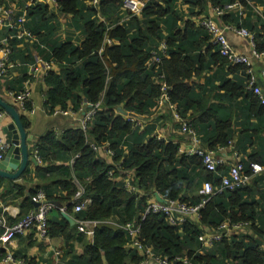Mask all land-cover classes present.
Segmentation results:
<instances>
[{
    "label": "trees",
    "instance_id": "1",
    "mask_svg": "<svg viewBox=\"0 0 264 264\" xmlns=\"http://www.w3.org/2000/svg\"><path fill=\"white\" fill-rule=\"evenodd\" d=\"M91 1L55 0L52 7L40 0H0V6L11 11L15 25L4 28L12 36L11 62L19 61L22 67L32 62V56L20 57L17 47L22 42L17 36L18 17L26 13L25 27L36 38L30 44L59 69L38 75L46 86L48 112L85 108L88 113L90 104L100 102L91 119L85 116V129L49 131L38 140L34 148L47 164L29 179L27 174V180L40 178L43 184L29 189L27 183L7 191L14 192L12 199L23 201L20 214L7 217L9 223L35 211L33 197L42 192L55 205L49 213L55 216L46 222L50 238L61 237L70 248L74 238L84 241L85 234L62 216L61 207L77 220L100 223L92 243L84 246V255L67 264L141 263L144 257L131 247L130 233L104 224L108 220L139 225L142 244L170 264H184L185 259L192 264H264V170L248 185L212 197L197 219L173 226L162 213L150 212L143 218L156 192L165 200L199 205L202 196L197 189L202 183L218 184L230 170L221 166L215 173L208 172L203 158L181 153L180 143L172 138H159L160 126L165 128L160 120L173 119L171 104L206 150L218 152L234 145L230 152L241 154L245 173L252 163L264 167L262 99L247 89L246 68L228 62L210 34L191 20L208 8L221 9L239 1L246 11L240 16L227 11L222 21L248 29L256 49L264 53V18L255 13L257 6L264 9V0H141V14L122 23V0L89 5ZM179 3L188 5V14ZM59 15L70 17L65 26L73 29L64 36L59 35ZM161 45L166 47L164 52ZM25 69L22 77H7V92L19 95L27 82L30 85L36 79ZM32 107V100L25 105L28 110ZM0 112H4L1 107ZM21 120L27 129L26 116ZM174 126L181 129L180 122ZM106 148L114 152L113 163L99 158L98 150ZM129 173L135 191L124 181ZM80 187L84 193L79 201L91 202L74 212L73 199ZM227 221L242 223L252 233L234 234L209 250L198 251L205 228L216 231ZM31 231L30 236L38 235L36 228ZM5 256L6 251L0 250V260ZM25 257L21 258L26 264H39Z\"/></svg>",
    "mask_w": 264,
    "mask_h": 264
},
{
    "label": "built area",
    "instance_id": "2",
    "mask_svg": "<svg viewBox=\"0 0 264 264\" xmlns=\"http://www.w3.org/2000/svg\"><path fill=\"white\" fill-rule=\"evenodd\" d=\"M52 1L56 3L55 0ZM101 1L102 0H92L90 5H99ZM41 2L44 1L41 0ZM28 5H30V3ZM142 9L143 4L141 3V0H122L120 10L121 13L125 15H123L121 23L130 19V17L139 16L142 12ZM255 9L257 10V8ZM213 11L214 15L203 14L201 16L195 17L194 23L210 34L212 43L219 48L221 55L224 56L228 62H230L232 65H241L246 68L247 89L259 96L262 99V103L264 104V89L259 84V77L254 70V65L257 60H261L264 63V53H260L256 49L254 35L248 29L244 27H237L232 24L221 25L218 21V18H221L225 13H227V11H234L240 16L246 10L243 8V5L237 1L232 4H228L221 9L215 7ZM261 11L262 9L260 8L259 13H262ZM10 12L11 11L6 9L4 6H0V27L12 29L15 26L11 21ZM26 20V13L18 17V26L16 27L18 33L17 36L20 39L25 37L36 40L32 33L25 27ZM228 31H234L238 36L245 39L250 46V53L241 52L236 47H234L229 41L227 35ZM11 39L12 36L10 35L0 42V52L3 54L0 59V79L5 83L7 81V77L10 75L11 70L15 67V63L11 62L9 58L11 53V48L9 46ZM160 49L164 52L166 49L165 45H161ZM18 65H20V63H18ZM53 67V63H48L40 58L31 64V66H29L28 75L34 76V78H41L38 75L47 70H52ZM262 79L264 81V69L262 73ZM8 94H10V96L14 99L15 104L22 105L23 107H25V105L32 100V89L28 82L26 83L24 91L19 93V95L13 94L12 92H8ZM89 106L92 109L86 113L87 120L91 119L96 114L97 109L100 108V102L96 105L90 104ZM171 106L174 109L175 117L181 123L182 133L188 135L193 143V146L185 151L180 149L181 153H186L190 156L197 154L203 158V164L208 172H214L219 167L230 164V170L226 175H223L220 178L218 184H215L213 181H204L202 183V185L199 187L200 191L198 192V194L202 196V201L199 205H192L191 203L184 202L182 200H165V202H160L155 198L153 201H150L145 213L143 214V218L147 213L150 212L162 213L166 216L169 224L173 226H179L191 219H197L199 217L200 208L204 206L212 197L224 194L229 191H234L248 185L253 178L262 173L264 167L258 163H252L250 172L245 173L241 154H239L237 151L230 152V150L234 149V145H231L229 148H221L218 152L206 150L203 146H201L200 140L197 138L196 133L193 131L190 125L183 121L176 107L172 104ZM58 113L59 111H56L54 114ZM61 113L70 114L72 112L69 110L61 111ZM6 116L7 114L5 111L0 112V129L3 127V121ZM83 128H86L85 123ZM159 138H161V136H159ZM10 147V141H8L4 135L0 136V159H2L4 154L9 151ZM93 147L95 150L98 149L96 146ZM106 150L109 155H114L112 150L107 148ZM229 153L232 154L231 159L228 158ZM37 159L39 162H41L40 157L37 156ZM126 186H128L132 191L135 190V186L131 184L130 179L126 181ZM82 195L83 191H79L74 198H82ZM33 202L40 203L39 208L30 213L24 219L14 224L9 223L7 216L3 211L0 213V242L3 245H11L16 237L27 234L33 228H36L38 234H40L44 239L49 238L46 222L49 213L55 208V205L51 201L47 200L45 194L42 192L33 197ZM90 202V199L78 201L74 204V211H83L86 209L87 205L90 204ZM59 209L62 213L66 212V207H61ZM76 223L80 232H85L86 228L90 225L96 228L100 224L97 221H84L81 219L77 220ZM104 224L122 228L130 233L132 237V243L130 244L131 247L144 249L146 252V255H142L144 259L140 264H170L169 260L156 257L152 248L145 247L142 244L141 227L139 225L132 223L120 225L111 220L105 221ZM245 229L246 225L242 223H232L230 221L223 222L216 231H211L209 228H205V233L199 236L200 246L198 251L203 249L209 250L217 242L223 240L224 238H229L234 234L246 233L244 232ZM262 248L264 249V244L262 245ZM4 261L6 264H24L22 262H17L12 252H8L6 254ZM183 261L184 264H192L186 259Z\"/></svg>",
    "mask_w": 264,
    "mask_h": 264
},
{
    "label": "crops",
    "instance_id": "3",
    "mask_svg": "<svg viewBox=\"0 0 264 264\" xmlns=\"http://www.w3.org/2000/svg\"><path fill=\"white\" fill-rule=\"evenodd\" d=\"M45 1H49V0H45ZM260 8H261L260 6H257V10L255 9V13L264 18V11H263L264 9L261 11L262 13H259ZM213 10L214 8H211V9L208 8L207 13H204V14L214 15ZM12 12L14 14L15 12L14 8ZM195 17L191 18L193 22H194ZM218 21L221 25L226 24L222 21V17L218 18ZM7 34H9L8 30L4 29V27H0V38L7 36ZM227 35H228V38L231 44L234 47H236L239 51L250 53V46L245 39L238 36L234 31H228ZM21 40L22 42L17 45L18 51L19 49L21 50L19 56L21 57L24 55L28 59H30L29 56H32V60H30L32 62L27 63L26 67H22L21 65H18L19 61L15 63V68L11 70L10 75H9L10 77L11 76L19 77V75L20 77L24 76L22 74L26 70L25 68H27V72H29V66H31L33 62L41 58L40 55L35 51L33 46L30 44L33 42L32 39H28L24 37ZM2 56L3 54L2 52H0V59ZM263 69H264L263 61L257 60L254 65V70L259 77L260 85L262 83L261 87H263L264 89V81L262 79ZM53 70L58 71L59 69L57 68V66H54ZM30 87L32 89L33 107L30 110H28L22 105L15 104L14 99L10 96V94H8L5 88V82L0 79V97L6 99L10 103L15 104L16 108L19 110L20 115L21 116L25 115L28 120L29 127L26 130L28 132L29 150L31 152V158L37 159V156L39 157V155H38L37 150L34 148V146L38 142V140L49 131L63 133L69 129L83 127L84 122H85L86 110L85 108H83L81 112H75L71 110L72 113L70 114H62V113L61 114L59 113L50 114L45 107L46 86L43 83V81L39 78H36L32 80V82H30ZM170 110L172 111L173 119L168 120V119L162 118L160 120V125L164 124L163 126H165V128L160 126V135L162 137V134H163V138L168 137V138H172L176 142H179L181 145L180 149L185 151L189 149L190 147H192L193 143L188 135L182 133L181 129L175 128L174 123L180 122V121L175 117L174 109L171 105H170ZM12 122H13V119L7 115L3 121L2 129H0V136H3V135L7 136V134L10 133V136H11L10 140H12V137H13L12 132H8V133L4 132V128L10 125ZM172 135H174V137ZM10 146H11V141H10ZM98 152H99V158H101L102 160L108 163H113V156L109 155L106 149H99ZM6 156H7V153H5L3 158L0 159V164H3L6 162L5 160ZM228 158L231 159L232 154L229 153ZM37 162L38 164H35L32 160H29L26 172L22 176L23 178H22L21 183L15 182L10 179L1 178L3 181L0 183V213L3 211L7 215V217L9 216V217L16 218L21 212V206L23 203L22 198L12 199L11 196L14 194V192L13 193L7 192L8 190H11V189L16 190L17 186L27 185V183H28L29 189L35 188L43 184L40 178H36L34 181L27 180V174L29 175L28 177L29 179L31 175L35 173V170L40 165L47 164L45 162L44 163L39 162L38 159H37ZM57 164L62 165L63 162L58 161ZM132 178H133V175L129 173L127 174V177L124 179V181H128V179H132ZM25 180H27L28 182H26ZM79 191H83L84 193V189L82 187H80ZM155 198L156 197L154 194L152 201ZM80 199L81 197L78 199L74 198L73 203L75 204ZM64 213H67V212H64ZM54 214L55 213L53 212L48 217L51 219L53 218V216H55ZM69 216L71 215L69 214ZM71 218L74 219L75 224H72L69 221L70 224L78 228L77 223H76L77 219L73 216H71ZM95 229H96L95 227H92V225H90L89 227L86 228L85 232L79 231L80 233L85 234L86 237L84 236V241L82 243L77 241L76 238H74L70 242L74 246L73 248L67 247L65 241L61 237H55V238L49 237L48 239H44L43 237H41L40 234L33 237V236H30L32 231H29L27 234L17 237V239L14 240V242L11 245L5 246L0 242V250L6 251V254L8 252H12L14 256L15 254L19 253L22 256L25 255L26 256L25 258L27 259L34 258L36 261H38L39 264H67V263L73 262L74 260H78L79 259L78 256L84 255V246L88 244L89 242L92 243L93 238H94ZM0 235H1V231H0ZM68 250H73V251L71 254L66 255V252ZM21 257L15 256V260L17 262H22L26 264L24 259ZM0 264H6L4 259L0 260Z\"/></svg>",
    "mask_w": 264,
    "mask_h": 264
},
{
    "label": "water",
    "instance_id": "4",
    "mask_svg": "<svg viewBox=\"0 0 264 264\" xmlns=\"http://www.w3.org/2000/svg\"><path fill=\"white\" fill-rule=\"evenodd\" d=\"M0 107L13 119V122L4 128V132H12L13 137L11 140V147L5 158L6 162L0 164V178H6L21 183L22 176L26 172L29 160H32L35 164H38V162L36 158H31L28 145V132L23 125L21 115L15 104L0 97ZM155 197L158 201L165 202V199H163L158 192L155 193ZM34 206L37 210L40 203H34ZM62 216L72 224H75L74 219L71 218L69 214L62 213Z\"/></svg>",
    "mask_w": 264,
    "mask_h": 264
},
{
    "label": "rangeland",
    "instance_id": "5",
    "mask_svg": "<svg viewBox=\"0 0 264 264\" xmlns=\"http://www.w3.org/2000/svg\"><path fill=\"white\" fill-rule=\"evenodd\" d=\"M50 1V0H49ZM49 1H45L44 0V2H47V3H49L52 7H53V5L55 4L52 0L49 2ZM179 7H180V9H182L183 11H185L187 14H188V5L187 4H182V3H179ZM187 16H185V18H186ZM59 24H60V30H59V35H65L66 34V32L67 31H73V29H71V28H66V26H65V21H66V19H69L70 20V17H63V16H61V15H59ZM5 136V135H4ZM6 138H7V136H5ZM162 137H163V134H162ZM252 231V229L251 228H249V227H246V229H245V231L244 232H246L245 234H247V233H252L251 232ZM254 232V231H253Z\"/></svg>",
    "mask_w": 264,
    "mask_h": 264
},
{
    "label": "bare ground",
    "instance_id": "6",
    "mask_svg": "<svg viewBox=\"0 0 264 264\" xmlns=\"http://www.w3.org/2000/svg\"><path fill=\"white\" fill-rule=\"evenodd\" d=\"M7 36H4V37H1L0 38V42H2L5 38H6ZM10 46V45H9ZM10 48H11V46H10ZM12 48H11V53H10V56H9V58H10V60H11V54H12ZM195 155H197V154H195ZM224 166H228L229 167V169H230V164H226V165H224ZM218 170V169H217ZM217 170L216 171H214L213 173H215V172H217ZM222 177V176H221ZM200 191V188H198L197 189V192H199ZM133 249H136L140 254H142V255H146V252H145V250L144 249H137L136 247H134Z\"/></svg>",
    "mask_w": 264,
    "mask_h": 264
}]
</instances>
